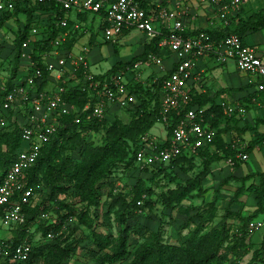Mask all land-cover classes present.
<instances>
[{"label":"trees","instance_id":"obj_1","mask_svg":"<svg viewBox=\"0 0 264 264\" xmlns=\"http://www.w3.org/2000/svg\"><path fill=\"white\" fill-rule=\"evenodd\" d=\"M138 1L146 9H150L152 6L149 4V0ZM47 9H54L59 14L63 13L61 5L54 0H47L32 8L18 7L16 9V12L20 10L26 12L27 19L24 29L19 30L15 40L17 41V52L14 63L11 64L12 77L18 73L21 44L32 25L33 10ZM8 17L9 14L4 13L0 18V24ZM260 17V14L252 15L247 20L238 23L235 28L226 26L220 30L207 31L216 44L220 43L230 33L238 34L244 41V34L248 30H256L264 25V21ZM71 23L69 21V25ZM61 29L64 30L66 27ZM61 29L56 28L51 23L49 38L33 42L32 57L37 65L44 70L43 77L37 82L39 89H45L50 85L49 72L42 63L41 54L44 51L51 50L50 40ZM159 39L160 37L153 38L151 42L145 45L140 54L133 56L129 61H116L101 77L147 58L150 52H159L157 44ZM159 86L150 87L141 83L131 85L132 91L137 95L138 102L130 108H124L122 111L118 110L110 116L106 115L104 118L92 116L89 110L82 114V120L79 123L75 121L73 115L60 117L57 132L43 145L38 159L28 170L29 184L41 195V200L34 206L25 204V222L12 228V235L9 238L2 237L9 252L3 264H15V262L12 263L9 260V256L12 255L14 247L27 236L33 241L36 233L46 236L49 230L54 232V238L34 243L28 259L20 264H65L87 238L96 248L90 250L94 257L93 264H221L223 257L219 254V249L222 247L225 238L230 237V235L236 236L233 244L229 245V250L236 255V258L228 264H241V259L249 248L246 243L247 237L252 232L248 229V223L253 219L264 217V172H252L242 177L229 175L221 181L219 187L214 189L213 199L206 204V210L212 212V214L218 200L220 186H223L232 178L240 182L232 198L227 202L222 219L217 225L220 228L219 230L218 227H215L209 232L200 234L204 228V223L200 222L191 233L182 236L179 243H170L163 238L161 230L152 231L146 235L147 226L136 221L137 215H141L143 209L146 207L152 208L156 203L155 200L151 199L155 189L150 180H154L157 176L162 174L163 177L168 176L169 180L172 181V170L178 167L190 170L195 166L197 160L201 161L203 167L194 177L186 179L183 183L178 181L175 187H170L160 194L163 203L177 206L193 190L199 189L202 176L210 169L213 162L222 158H232L234 166L240 163L237 157L239 153L237 146L223 141L222 133L227 131L228 127L218 129L213 141L202 148L197 155L192 157L179 156L168 162L159 163L154 167H144L146 172L152 173L150 180L147 177L138 176L136 181L129 184L128 189L118 193L113 192V189H117L119 184L117 177H114L119 169L135 171V169L141 168L136 165L135 161V153L141 146V138L144 134L149 133L155 123L162 122ZM64 98L81 105L87 100L86 93L77 89L68 90L64 93ZM208 100L207 97L204 99L193 97L190 105L204 106ZM123 111L129 114L127 121L122 118L121 113ZM227 116H234V114H225L221 103L212 102L205 110L206 121L214 127L218 126L222 120H226ZM176 119L177 116L174 114V120L176 121ZM171 128L172 125L165 124L166 141L164 144H168L170 140ZM102 131H105V133L101 143L95 144L86 140L87 135L90 133ZM259 138L264 139V134L254 139L252 143L249 142L245 150H251L254 144L258 143L256 140ZM21 142L22 129L18 123L0 127V181L15 159L16 150ZM158 145L161 146L162 144L159 142ZM76 148H80V160L74 159L71 155L72 150ZM187 163L188 166L184 167L183 165ZM256 175L259 177L258 182L247 185L246 182ZM41 186L45 190H39ZM104 187L109 189L107 196L110 198L106 212L110 213L117 207L115 218L120 224V228L117 230L116 235L103 233L96 229L95 216L97 214L95 211L92 212V208H98L102 205L100 191ZM71 188L80 192V201L85 204L84 207L77 208L66 199ZM248 190L254 192L256 209L246 217H239L244 221L243 224H235L230 221L233 217L231 205L242 192ZM76 209L79 210L77 214H75ZM43 210H54L56 212L54 213L56 218L53 223L47 225L46 221H38ZM54 214H52V217ZM202 214L204 215V213ZM212 214H209V216ZM69 219H72L73 226L71 223L65 225ZM130 220L136 222L130 224ZM81 226H85L89 230L88 234L83 237L73 236ZM133 234L137 236L135 242L131 241ZM206 243L209 245L203 248ZM244 264H264V238L260 245L253 249L251 259Z\"/></svg>","mask_w":264,"mask_h":264},{"label":"built area","instance_id":"obj_2","mask_svg":"<svg viewBox=\"0 0 264 264\" xmlns=\"http://www.w3.org/2000/svg\"><path fill=\"white\" fill-rule=\"evenodd\" d=\"M46 1L0 0V18L4 13L9 14L2 25L13 19L18 7L32 8ZM54 1L61 5L63 13L59 14L54 9L33 11L34 21L21 44L18 73L14 77L11 76V64L6 67L8 68L6 72L0 70V127L18 123L22 129L21 145L0 181V225L8 228H14L17 224L25 222V204L34 206L41 200L40 194L29 184L28 170L38 159L43 145L57 132L61 116L73 115L75 121L79 123L82 114L89 110L92 116L104 118L118 110L130 108L138 102L131 85L135 83L150 87L160 85L162 122L164 127L165 124L172 125L170 140L168 144H164L166 136L160 140L150 132L146 133L142 136L141 146L135 153L137 166L154 167L179 156L197 155L202 148L213 141L217 132L216 127L206 121V108L190 105L193 97L189 80L201 56L212 53L219 61L233 59L239 70L258 76L261 79L260 88L264 89V60L255 48L243 41L241 36L230 33L216 44L207 30L185 34V16L188 9L184 4L185 0H174L175 7L157 2L150 9L143 7L138 0ZM200 1L204 4H218L219 11L225 19L227 13L239 7L240 2V0ZM72 10L101 15L100 28L104 32L106 42H116L117 37L124 31L136 29L150 39L160 37L158 46L168 48L176 55L177 60L168 73L151 74L146 79L141 78L140 72L144 61H137L101 77L91 68L88 46L77 52L64 46L71 31L79 33L88 31L80 21L69 25V13ZM21 11L23 10L19 12ZM51 23L56 28L66 27V29L59 30L50 40L52 49L41 54L42 63L49 72L48 79L54 84L39 89L37 82L43 77L44 70L32 57L33 42L49 38ZM225 23H228L227 19ZM24 27L25 22L22 21L18 28L22 30ZM5 40V34L0 32L1 47L6 45ZM11 44L7 46L9 54L13 57L10 59L13 64L17 48L13 40ZM147 60L154 62L162 70L165 69L162 56L150 52ZM73 89L86 93L87 100L83 105L64 98V93ZM222 106L228 115L246 112V107L241 103H222ZM174 114L177 116L176 121ZM159 142L161 146L158 145ZM238 149L237 157L247 160L248 151L242 150V147ZM227 162L234 165L232 158H228ZM39 190L45 189L41 186ZM52 214L54 213L50 210H43L38 221L51 224L56 218V214L53 217ZM69 223H72V219H69L65 225ZM261 228H264V217L253 219L248 223V229L252 231ZM54 236L52 230H49L46 236L38 234L33 241L27 236L14 247L9 260L15 264L24 262L28 259L34 243L50 240ZM8 255L7 244L4 238L0 237V264L5 262Z\"/></svg>","mask_w":264,"mask_h":264},{"label":"crops","instance_id":"obj_3","mask_svg":"<svg viewBox=\"0 0 264 264\" xmlns=\"http://www.w3.org/2000/svg\"><path fill=\"white\" fill-rule=\"evenodd\" d=\"M224 1L227 2L229 0ZM157 2L175 7L174 0H149V4L152 6H154ZM184 4L188 7L185 16V34H194L200 30H220L226 26L235 28L238 23L247 20L252 15L257 14H260V19L264 21V0H240L239 7L236 10L227 13L226 19L228 23H225L226 19L221 15L218 4H204L200 0H185ZM90 17L92 19L91 22H93L95 17L92 14L78 12L77 10H72L69 13L71 22L80 21L86 28H88V31L83 33L71 31L69 34L70 36H68L64 42V46L75 52L82 50L84 46H88V57L91 63V68L99 75L105 74L116 63V61L121 60L127 62L133 56L140 54L144 50L145 45L152 40L148 38L146 34L137 30L139 33L138 38L136 41H132L128 44L124 38L136 29L127 30L124 34L122 33L117 37L116 42H112L113 47H111V55H119L121 45H126L128 46V57L126 59L120 58L114 60L111 62L110 67L103 72L95 71L93 69L94 65L101 63V61L106 58L102 52V44L110 42L98 39V35L95 33L93 26H90ZM15 20L17 21V19ZM6 24H10L9 20L5 23V25ZM18 27V23L17 26L11 25L10 31H13L15 36L17 35V31H19ZM12 40L14 39L12 38ZM244 42L255 48L260 57L264 60V25L256 30H248L244 34ZM132 43H139L141 47L137 51L132 52ZM158 49L159 52H153L158 56L163 57L165 69L162 70L154 62L148 61L147 58H143L140 60L144 61L141 65V78L146 79L151 74L156 73H168L175 64L177 58L173 52L169 51L168 48H160L159 46ZM2 52H0V56L3 55ZM5 52L3 56L6 54L8 58L6 56L5 58H7L8 61L13 59L12 56L9 58L10 54L8 49H6ZM5 60L0 58V64L3 65V67H0V70L2 71L4 68L2 61ZM123 68L124 67H121V69ZM160 69L161 71H159ZM260 80L261 79L258 76L252 73L239 70L233 59L219 61L216 55L212 53L203 55L197 60V63L193 68V76L191 80H189L192 97H197L198 99H204L206 97L209 98V100L204 104L206 109L212 104V102H215L216 104L241 103L246 107V112L244 114H234V116L229 117L227 116L226 120H222L220 124L216 126L217 131L220 128L228 127V130L222 133L223 141L232 143V145L237 146V148L242 147V150L246 149L245 147L249 142L252 143L254 139L264 134V89L260 88ZM52 84L54 83L50 82V85ZM152 135L156 136L154 134ZM158 138L161 140L164 137L158 136ZM256 141H258V143H255L251 150L247 149L249 150L247 160L238 158L240 163L236 166H231L227 162V159L222 158L213 162L210 170L216 172L219 171V173L221 172L223 179L229 175L242 177L252 172H264V144L262 143L264 142V139L259 138ZM231 180L238 182L234 178ZM231 180H229L228 183ZM258 180L259 177L256 175L249 179L246 184L248 185L252 182L256 183Z\"/></svg>","mask_w":264,"mask_h":264},{"label":"rangeland","instance_id":"obj_4","mask_svg":"<svg viewBox=\"0 0 264 264\" xmlns=\"http://www.w3.org/2000/svg\"><path fill=\"white\" fill-rule=\"evenodd\" d=\"M93 15V14H92ZM95 20L93 22L90 17V26H93V29L95 33L98 35V39L104 40V32L102 28H100L102 23V16L101 15H94ZM27 13L24 11L16 12V15H14L13 19L9 20V23L12 26L18 24H21V22H26ZM17 19V21L15 20ZM34 21V20H33ZM2 25L0 27V32L5 34L6 40L5 44L2 47L0 46V52L3 53L6 51V49H9L7 45H12L11 41L12 38L14 39L13 42L16 40L17 36H15L13 31L11 30V25ZM9 26V27H8ZM9 28V30H8ZM138 31L133 30L131 33H129L124 39L127 41V43H131L132 41H136L138 38ZM106 42V41H105ZM17 41L14 42V45L16 46ZM111 43V44H110ZM110 43H103V49L102 52L106 56L101 63L94 65L93 69L95 71H105L107 70L111 62H113L116 59H126L128 56V46H122L121 51L118 54H112V42ZM120 44V43H119ZM5 46V47H4ZM133 47L132 52L137 51L141 45L139 43H132L131 45ZM79 50V49H78ZM6 53V52H5ZM1 55V59H7L5 56ZM3 56V57H2ZM11 54L9 58H11ZM4 64L3 71L6 72V70L9 67L11 61L8 59L5 61H2ZM2 65V64H1ZM3 67V65H2ZM3 72V73H5ZM122 118L124 121H127L129 119V114L127 112H122ZM151 134L156 135V137H164L166 136V129L164 127L163 122H157L154 124V126L149 131ZM105 131L99 132V133H90L87 135L86 140L94 142L95 144H99L103 141V135ZM163 138V139H164ZM74 159L80 160V148H76L72 150L71 154ZM250 161V160H248ZM245 163V162H244ZM250 163V162H249ZM233 166L232 164H230ZM184 167L188 166L187 164L183 165ZM203 165L201 161H196L195 166L187 170L186 168H176L175 170L171 171V174L173 176L172 181L169 180L168 176H164L161 174L157 176L154 180H150L152 177V173H148L144 170V167H141L140 169H135V171H132L131 169H119L114 177H117L119 180V184L117 186V189H113V192L118 193L121 191H124L125 189H128V186L130 183L137 180L138 176H144L147 177L150 180L151 185L154 186V193L151 195V199L155 200L156 203L153 205L152 208L146 207L143 209V213H140L141 215H137V220L139 223L145 224L147 226V234H150L152 231L161 230L163 233V238L170 243H179L182 236L187 235L191 233L195 228H197L198 224L200 222L204 223V228L201 230L200 234L209 232L211 229H215V227H218L220 220L222 219V215L225 212L226 205L228 200H230L237 189V187L240 185V183L236 182L235 180H231L229 183H226L223 186H220L219 188V194H218V200L213 208V214L212 212H208L206 210V204L210 202L213 199V192L216 187H219L222 176L221 172L219 173L213 170H208L203 176L202 180L200 182L199 189H195L191 192V194L182 200L180 205L177 206H170L166 205L162 202V198L160 194L162 192H165L170 187H175L177 185V182H184L186 179L190 177H194L199 171H201ZM245 167V166H244ZM243 167V168H244ZM101 192V198H102V205L98 208H92V212H96L95 216V223L97 224L96 229L97 231L103 232V233H113L114 235L117 234V230L120 228V224L118 223L116 217V208L115 207L110 213H107L108 208V202L110 201L109 196H107L109 189H105V187L100 191ZM66 199L69 200L70 204H73L77 208H82L85 206L83 202L80 201V192L77 189L71 188L67 193ZM41 197V195H40ZM72 205V206H73ZM56 207V206H55ZM57 208V207H56ZM256 209V200L254 198V192L251 190L244 191L240 194L239 198L235 201H233L231 205V213L232 218L230 221L234 222L235 224H243L244 221L240 219L239 217H246L250 213H252ZM65 211V210H63ZM53 213H56L54 210ZM79 213V210H75V214ZM204 213V215L202 214ZM209 214H212L209 216ZM203 215V216H202ZM135 220H130V224H134L136 222ZM73 222V221H72ZM72 224V223H71ZM73 226V224H72ZM220 229L219 227L217 228ZM12 228H8L6 226L0 225V237H9L12 235ZM89 230L85 228V226L79 227V229L73 234L75 237H83L84 235L88 234ZM38 234L36 233V237ZM230 234V233H228ZM139 237V236H138ZM236 236L230 235V237L225 238L222 247L219 249V254L223 257L221 264H228L232 260L236 258V255L232 253L231 250H229V245H232L234 242V239ZM264 238V228L258 229L256 231H252L250 235L247 237V246L248 252L242 257L241 264H244L248 262L251 259L252 251L255 247H258ZM131 241L135 242L137 241V236L132 235ZM209 245L206 243L203 248H206V246ZM95 246L91 243V241L87 238L84 240V242L81 244V246L78 247L77 252L65 262V264H93L94 263V257L92 253L90 252L91 249H94ZM96 249V248H95ZM215 264V263H211Z\"/></svg>","mask_w":264,"mask_h":264}]
</instances>
